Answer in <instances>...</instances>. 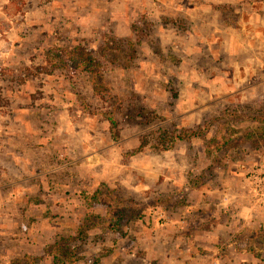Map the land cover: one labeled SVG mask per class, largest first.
I'll use <instances>...</instances> for the list:
<instances>
[{
	"label": "rangeland",
	"instance_id": "1",
	"mask_svg": "<svg viewBox=\"0 0 264 264\" xmlns=\"http://www.w3.org/2000/svg\"><path fill=\"white\" fill-rule=\"evenodd\" d=\"M262 169L264 0H0V264H264Z\"/></svg>",
	"mask_w": 264,
	"mask_h": 264
},
{
	"label": "trees",
	"instance_id": "2",
	"mask_svg": "<svg viewBox=\"0 0 264 264\" xmlns=\"http://www.w3.org/2000/svg\"><path fill=\"white\" fill-rule=\"evenodd\" d=\"M109 120L112 122L113 125L116 126V121L113 117H109ZM116 132V131H115ZM202 130L200 129H192V130H168V129H161L158 131H155V141H156V146L158 147H163V148H169L172 147L173 144L175 143V141L177 140H182V139H186L189 138L191 136H195L198 135L199 133H201ZM117 134V133H115ZM147 144L146 141H143V143L141 144L140 148H144V146ZM119 228L117 227V230ZM257 247L256 246H252L250 249L255 251ZM257 257H259L261 255V252H257L255 253Z\"/></svg>",
	"mask_w": 264,
	"mask_h": 264
},
{
	"label": "built area",
	"instance_id": "3",
	"mask_svg": "<svg viewBox=\"0 0 264 264\" xmlns=\"http://www.w3.org/2000/svg\"><path fill=\"white\" fill-rule=\"evenodd\" d=\"M254 178V185L250 189L254 191L255 201L259 206L264 207V169L256 173Z\"/></svg>",
	"mask_w": 264,
	"mask_h": 264
},
{
	"label": "bare ground",
	"instance_id": "4",
	"mask_svg": "<svg viewBox=\"0 0 264 264\" xmlns=\"http://www.w3.org/2000/svg\"><path fill=\"white\" fill-rule=\"evenodd\" d=\"M95 158V157H94Z\"/></svg>",
	"mask_w": 264,
	"mask_h": 264
}]
</instances>
